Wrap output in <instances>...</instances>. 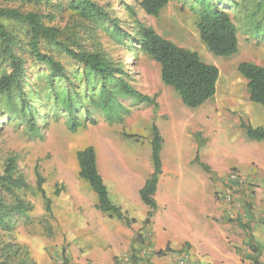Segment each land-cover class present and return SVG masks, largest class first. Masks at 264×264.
<instances>
[{"label":"rangeland","instance_id":"374dc122","mask_svg":"<svg viewBox=\"0 0 264 264\" xmlns=\"http://www.w3.org/2000/svg\"><path fill=\"white\" fill-rule=\"evenodd\" d=\"M238 1L241 2L240 7H232L224 3L238 26V52L230 56H221L212 53L201 40L192 10V0H171L157 17L146 14L140 8L139 0H97L110 10L114 17L121 20V27L129 34L133 32L132 26L136 24V20H139L177 44L198 51L205 62L218 66L220 75L216 94L208 99L205 105L203 103L197 107H190L182 102L174 88L162 81L159 63L137 47L132 48L129 43L131 35L123 40L119 39L112 32L111 24L81 17L72 8L71 0H0V6L41 14L45 25L56 27L60 31L59 39L69 45L81 50L103 52L117 62L123 63L131 74V84L139 91L155 96L157 101V105L126 101L130 112L122 121L109 122L101 112H98L96 113L97 124L80 127L76 132L70 130L65 117L52 116L47 124L40 118L41 130L38 135L33 134L27 123L17 116L9 119L0 105V172L5 168L8 158H16L18 168L30 184L28 189L18 190L17 193L33 205V209L25 215L15 213L8 225H0V259L4 254L15 259V255H11L9 249L11 245L17 244L29 251L36 264L51 262L60 264L66 259L73 260L64 257L69 244L66 230L59 223L58 217L54 215V207L55 210L57 209L58 216V207L63 206L68 199V195L63 193L66 185H71L76 177L85 182L97 198L96 192L89 183L79 174L77 175L79 164L76 153L86 146H94L97 153V166L103 178L106 176V179L112 180L115 191L119 193L122 190L133 204L135 201L142 202L138 187L153 170V124L158 126L163 136L161 156L165 167L170 169L174 165L180 173L164 177L166 180L174 176L180 184L176 182L172 185L174 188H170L166 194L168 205L157 215L158 226L162 228L163 233H169L172 237L196 234L199 227L196 222L198 220L195 218L198 212L197 201L208 204L211 198L210 193L218 189L208 185L207 171L200 163L195 162L194 165H190L195 161V159L191 161L190 156L192 154L195 158L199 156L198 152L201 150L199 148L209 141V149L213 152L214 159L224 166L226 163L230 164L229 159L243 155L246 158L248 150H255L256 146L261 147L264 144V141L250 140L245 129L237 122L239 118L231 112L237 109L248 120L247 123L253 126L264 125V106L250 100L246 80L237 69L242 61H253L258 64L264 62V32L256 33L249 30L247 18L248 11L259 0ZM130 6L134 7V11L130 9ZM4 23L19 42L24 45L30 42L25 23L8 19H5ZM41 43L45 49H48L47 39L41 38ZM51 52L69 68H75L66 54L54 50ZM25 56L30 66L28 74L40 72V66L33 62L30 55L25 53ZM33 80L37 82L35 78ZM223 105L230 110V113H222L221 118L213 116L220 113L214 107ZM38 108L44 109V106L39 105ZM203 114H208L209 118H203ZM245 149H247L246 153H242ZM203 154L206 157V153L203 152ZM200 161L203 162L201 159ZM37 165L45 177L43 184L45 192L52 199V236L45 233L41 222V218L47 215L44 199L37 189L35 172ZM235 169L238 168L232 167L229 171ZM242 174L244 175L243 172ZM249 185L250 183L247 184L241 197L243 208L248 207V204L251 205L253 195L256 197L259 193L258 184H252V187ZM56 188L61 190L58 195L55 194ZM253 188L256 189L253 190ZM222 190L223 188L219 189V191ZM214 195L216 199L223 201L218 197V193ZM111 199H114L113 195ZM91 200L93 198L86 194L80 201L83 212L88 217L95 213V210L90 207ZM133 204V211L136 216H140L142 210ZM251 208L252 206L249 209ZM96 211L102 212L97 209ZM231 219L239 220L237 217H231ZM123 223L126 232L122 231V234H131L136 221L130 225ZM200 229L203 230L201 225ZM158 231L161 233L160 230ZM141 236H143L142 231L135 230L132 237L133 244L137 242L141 245L132 249L134 256L130 261H135L136 264L138 260L150 262V259L156 256L165 258L164 264H174L173 253L182 248L192 251L196 261L200 262L201 257L195 254L188 243H183L178 249L165 248L162 254H158L157 251L144 254L141 250L146 247V244L144 240L141 241ZM73 241L83 242V245H79L81 249L79 255L86 258L81 262L73 261L80 264H99L89 255L97 247L94 241L91 242L89 237L87 239L78 237ZM99 242L105 247L108 245L105 239H100ZM84 253L88 254L84 256ZM242 256L245 259L251 257L243 253ZM159 258L153 261V264H158ZM58 259L59 261L56 262ZM113 259L115 264H118L126 259V256L115 255Z\"/></svg>","mask_w":264,"mask_h":264},{"label":"trees","instance_id":"16d2710c","mask_svg":"<svg viewBox=\"0 0 264 264\" xmlns=\"http://www.w3.org/2000/svg\"><path fill=\"white\" fill-rule=\"evenodd\" d=\"M170 1L139 0V6L146 14L157 17ZM192 2L200 38L209 50L221 56L237 53L238 26L224 3L240 7L241 2ZM71 6L87 20L111 24L112 32L119 39L123 40L131 35L129 43L132 48L137 47L159 63L162 81L178 92L185 105L200 106L216 94L220 70L215 64L205 62L198 51L177 44L139 20H136V24L132 26L133 32L129 34L121 27V20L114 17L111 11L97 0H71ZM130 9L134 11V7L130 6ZM247 18L249 30L264 32V0L256 2L248 11ZM5 19L21 21L27 25L30 36L27 45L19 42L7 28ZM59 36L60 31L56 27L46 26L41 14L0 6V105L9 119L17 116L27 123L33 134L38 135L41 130L40 118L47 124L52 116L65 117L70 130L76 132L80 127L97 124L98 112L109 122L122 121L130 112L126 101L157 105L155 96L145 94L131 84V74L123 63L100 51L75 48L59 39ZM41 38L47 39L48 49L42 46ZM52 50L66 54L75 68H69L51 52ZM25 53L40 66V72L28 74L30 66ZM237 69L246 80L250 100L264 106V64L242 61ZM34 78L37 82H34ZM39 105L44 106V109L38 108ZM241 127L245 129L249 139H264V126H253L241 119ZM152 129L154 169L139 191L142 201L150 208L144 225L151 222L157 209L155 194L162 173L163 136L156 124H153ZM76 157L80 177L85 179L98 195L99 203L96 207L104 213L115 215L127 225L135 222L136 220L130 218L120 205L111 200L108 186L97 166L94 146L79 149ZM195 162L200 163L207 172H211V167L201 162L199 156L195 158ZM35 172L37 189L44 199L47 215L41 218V222L45 233L52 236V199L47 196L43 187L45 177L39 165L36 166ZM29 186L24 173L18 168L16 158H8L5 168L0 172V225H8L15 213L25 215L33 209V205L17 193L18 190L28 189ZM60 192V188L55 189L56 195ZM141 237L143 242V236ZM9 253L15 255V259L4 254L0 264H36L29 251L17 244L11 245ZM157 253L162 254V250Z\"/></svg>","mask_w":264,"mask_h":264},{"label":"crops","instance_id":"0c3cea01","mask_svg":"<svg viewBox=\"0 0 264 264\" xmlns=\"http://www.w3.org/2000/svg\"><path fill=\"white\" fill-rule=\"evenodd\" d=\"M260 64H264V62ZM214 109L220 112L217 115H213L216 118H221L223 116L222 113H230V110L225 105L222 107H214ZM222 110H224V112H221ZM231 112L236 114L239 118V120L237 119L239 124H241V119L246 122L248 121L237 109ZM202 116L203 118H209L208 114H203ZM253 141H264V139ZM208 142L209 141H207L206 145L204 144L205 146H201L199 148L201 150L198 152L200 159L211 167V172H207L208 185L215 186L218 190L214 193H218L219 189H222L225 185L224 178L229 169L236 167L244 173L248 184L250 183L249 187H252V184H258L257 189L259 193L256 196L257 198L253 195L251 205L248 204V207L238 210L235 206L227 204L220 199H216L214 193H210L211 198L208 204L199 200L197 201L198 212L195 218L198 220L196 222L199 224V227L195 235L187 234L172 237L169 233H163V231H161L162 228L158 226L157 215L162 209L167 208L168 197L166 194L169 192L170 188H174L172 185L178 182L174 176L168 177L166 180H164V177H166V175H176V173L179 172H177V167H174V165L170 169H167L161 156L162 173L159 176L155 194L158 206L154 211L151 222L147 225H144V221L150 210L149 206L143 201H135L134 204L131 203L122 190H120L119 193L115 191L112 180L106 179V176L104 178L108 186L110 198L112 195L114 198L111 200L120 205L122 209L127 212L129 217L136 219V223L133 224L132 233L123 235L122 231L126 232L124 229L125 224L115 215L96 211V209L99 210L96 207L99 203L98 195L96 198L89 190L86 183L76 177L71 185H66L63 193L68 195V199L65 200L66 202L63 206L60 205V207H58V216L56 212L57 209L55 210L54 207V215L58 217L59 223L66 230L67 243L69 244V248L66 249L64 257H68L77 262L84 261L86 258L80 257L79 255V250H81L79 249V245H83V242L78 243L73 240L78 239V237H82L83 239L89 237L90 241H94L97 245L96 249L90 252L89 255L96 259L99 264H115L113 259L115 255H122L126 256V259L128 258L118 264H136L135 261H130V259L134 256L132 249L140 244L137 242L133 244L132 237L135 230H141L144 244L150 245L152 249L151 252L163 250L165 248L178 249L181 248L183 243H188L193 248L195 254L201 257L199 263L240 264L242 260L245 259V257L242 256L243 253L246 256H251L258 260L261 264H264V144H262L261 147L256 146L255 150H248L246 158L244 155L239 158L234 157L229 159L230 164L226 163L223 166V164L220 165V161L217 162V159H214L213 152L210 151ZM246 151L247 149L243 150L242 153H246ZM203 152L206 153V157H204ZM190 159L193 161L195 156L192 154ZM214 161L216 162L214 163ZM194 163L195 161L190 165H194ZM78 170H80V168ZM99 172L101 173L100 170ZM151 173L148 175L147 179ZM78 174L79 172L77 175ZM101 175L103 176L102 173ZM147 179L139 185V191ZM178 184L180 183L178 182ZM254 189L256 188H253V190ZM86 194L93 198L90 207L95 210V213H92L93 215L90 217L85 215L83 206L80 204L82 196L85 197ZM132 204L142 210L140 216H136ZM251 206L252 208L249 209ZM231 217H237L239 220L232 221ZM200 225L203 230L200 229ZM158 230H160L161 233H159ZM100 239H105L108 245L105 247L104 244H100ZM144 250L146 251L147 249L144 248L141 251L144 253ZM151 252L146 251L147 254ZM126 253L127 255H125ZM87 254L88 253H84L83 255L86 256ZM158 258V256L151 258L150 262L147 260H138L137 264H153V261H157ZM58 261L59 259L56 260V262ZM164 263H166L165 258H159L158 264ZM47 264H55V262Z\"/></svg>","mask_w":264,"mask_h":264},{"label":"built area","instance_id":"2783aa9c","mask_svg":"<svg viewBox=\"0 0 264 264\" xmlns=\"http://www.w3.org/2000/svg\"><path fill=\"white\" fill-rule=\"evenodd\" d=\"M247 181L241 171L238 169L231 170L225 177V185L222 191L218 192V197L222 198L224 202L235 206L238 210H242L241 197L243 191L247 187ZM148 252H151L150 245L146 244L145 247ZM144 250V253H146ZM174 264H199L196 261L192 251L188 248H182L181 250L173 253ZM60 264H80L73 260L66 259ZM241 264H260L253 257L247 258Z\"/></svg>","mask_w":264,"mask_h":264},{"label":"bare ground","instance_id":"6f19581e","mask_svg":"<svg viewBox=\"0 0 264 264\" xmlns=\"http://www.w3.org/2000/svg\"><path fill=\"white\" fill-rule=\"evenodd\" d=\"M120 197V196H119Z\"/></svg>","mask_w":264,"mask_h":264}]
</instances>
